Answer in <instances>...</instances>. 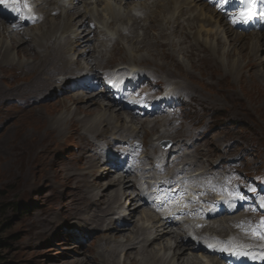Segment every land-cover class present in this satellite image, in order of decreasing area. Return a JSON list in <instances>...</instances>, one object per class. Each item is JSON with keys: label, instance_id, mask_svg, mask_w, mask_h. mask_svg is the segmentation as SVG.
<instances>
[{"label": "rangeland", "instance_id": "1", "mask_svg": "<svg viewBox=\"0 0 264 264\" xmlns=\"http://www.w3.org/2000/svg\"><path fill=\"white\" fill-rule=\"evenodd\" d=\"M83 1H85L83 6L78 8L82 11L85 9L86 2L91 0ZM154 1L142 0L131 4V6L136 5L139 8L133 12L141 15L138 17L141 24L153 25V22L150 21L154 16L152 12L154 10L165 19L166 15L171 17V14L164 11L162 6L163 3L166 6L169 5L171 0H162L161 7L153 5ZM117 2L120 3V1ZM122 5L125 6V2H122ZM16 7L17 13L10 17L11 19L0 23V41L4 45L10 44L8 28L18 32V34L21 32L19 35L21 42H13L10 48V57L16 60L13 68H20L18 64L26 62L30 57L23 56L24 52L22 55L19 53L21 48L26 47V45L30 46L31 49L40 46L39 51L43 55L41 57L48 59L47 55L42 53V46L36 45L35 41L38 40V36L36 35L37 40H35L33 34L40 32L41 28L44 31L48 30L51 26V22H49L51 19L56 18V21L64 22L63 15L65 17L67 15L62 10L63 15L56 14L55 17L54 12H51L54 10V6L48 7V0H38V20H34L24 9V4L21 3ZM88 7L91 9L90 13H94L96 16L99 11H102L103 6L97 9L95 4H89ZM90 13L86 15L85 22H87V18L91 17ZM43 14L44 20L42 21ZM146 14H149V17ZM118 15H123V11H118ZM73 16L75 19L79 13ZM23 20L28 23L21 25ZM133 20V18L131 20L128 17L124 22L117 24L122 31L121 36L117 38V34L110 35L106 28L101 27L102 24L94 19L96 26L105 33V44L108 47L105 50L103 45L94 46L95 54L106 59L111 54V46L117 41L125 50L123 53H116L114 57L110 58L107 61L108 65L101 60H94V65L102 64V69L93 66L88 80H80V83H83L81 87L86 90L85 92H88L80 91L81 93L84 92L86 98L74 96L79 93L77 88L70 90L68 95L62 96L59 95V89L56 88L48 91L46 95H44L45 92L43 95H36L29 99L9 95V98L0 104V264H60L61 262L63 264H83L80 261L83 259L88 262L87 264H94L95 262L91 259L92 254H97L96 250L99 251L98 258L103 254L100 249V237L104 234L97 236L96 239H90V234L83 231V229L88 230V228L76 221L91 223L101 229L107 228L98 225L93 221L94 219L88 216H76L82 213L80 209L84 205L82 194L74 182L67 179L65 174L68 162L79 161L78 152L80 150L74 144V135L81 125L82 127H89V124L93 126L98 124L97 128L106 129V134L100 135L97 139L94 137V133L90 134L89 140L92 139L97 150L106 144L109 153L117 145L125 148L138 140L144 147L148 161L155 162V153L152 151L153 143L158 148L159 146L164 148L168 140H170L171 145L174 144L173 139L179 137L185 143H193L192 152H197V157L186 156L187 161L197 158L208 161L213 159L210 161L213 163L220 159L217 162L220 166L227 161L239 160L243 162L244 159L252 162L255 168H250L256 169V171L264 167V60L260 59L264 55L262 47L253 49L255 52L246 57L244 53L247 52V49L239 51L238 47L232 43L231 37L229 36L230 39L227 38L226 31L229 28L226 25L209 34L207 30L213 28L215 23L204 24V30L199 28L192 30L189 28L190 24L198 23L200 25L202 23L195 20L187 22L185 26H173V22L169 23L170 26H164L165 22H162L157 23L150 30L145 27L139 28L138 41L136 42L138 49L136 50L133 45H130L127 37L133 34L130 32ZM117 26L113 28L116 30ZM162 27L166 28V35L162 39L167 44L164 47H159L155 45L154 41L158 35V30ZM235 31L245 36L243 42H248L251 38L254 44L257 43V40L264 43L261 37L253 32L244 33L236 29ZM59 32L60 30L56 31L52 35V39L60 34ZM24 40L27 42L22 43ZM66 47L69 46L66 45ZM132 47L133 50H130ZM161 48L170 52V55H175L176 63L182 64L185 71L179 72L177 68L181 71V66L178 67L175 62H165L164 58L159 57L157 53L160 52L158 50ZM81 50L70 49L69 54L72 59L75 56L81 57L80 59L84 63V59H86L84 58L85 49ZM6 52V49L0 52V66L9 61L8 54L5 55ZM199 53L207 54L210 63L209 61L203 62L198 57ZM55 58L58 60L59 56L56 55ZM45 61L49 63L51 60ZM122 66L127 67L126 72L122 75L125 79L133 75L138 69L147 72L146 79L136 84L138 99L143 97L144 93H150L161 98L165 92L176 89L187 92L195 99V103L190 108L185 107L186 115L172 114L171 112L170 118L154 116L148 118L147 122H144V118H140L136 123L128 121L131 118L128 114L125 116L122 114L118 118L116 116L115 119H118L116 122L111 120V116L103 117L100 115L95 118L99 115V104L88 103L87 101L89 96L94 97L96 93L92 88L94 79L100 76L101 80L112 81L113 85H116L119 82L117 76H121L116 67ZM26 67L29 70L16 69L10 73L4 72V74L0 72V83L11 89L12 85L29 80L33 76L31 71L33 69L29 65ZM237 67L240 73H236V75L232 69ZM110 68L112 70L111 75L106 73ZM242 69L246 74L242 73ZM74 70L78 75L77 65L74 66ZM86 73L83 67V74ZM76 74L74 75L76 76ZM220 74L225 77L220 79ZM59 88L64 89L65 87L60 86ZM0 101L2 100L0 99ZM107 101H113V98L107 96ZM67 105H69L70 110L66 109ZM87 107L92 113L86 111L83 113L81 111L79 114L74 113V109L85 110ZM102 121L104 123L101 124ZM72 122L74 123L72 124ZM155 123L158 131H155L153 127L151 128ZM166 125L167 128H165ZM121 126L122 128H120ZM123 139L129 140V142L122 146L118 143ZM99 140H102V145ZM70 142L71 148L70 145H67ZM186 150L189 152L191 149L186 148ZM29 152L32 155L28 154ZM160 152L161 150L158 153L160 154ZM218 152L220 155L217 154ZM221 166L222 168L216 172L229 170L228 166L223 164ZM98 171V175L95 174L96 180L104 185L106 191H112L111 196L123 190L121 187H116L115 181L108 177L105 169ZM91 192L94 193L95 191L92 190ZM131 192H134L133 187ZM257 194L263 195L261 190H258ZM131 203L133 204L134 201ZM22 204H30V209L21 208ZM132 204L127 203L128 209L131 211ZM113 206L115 207V203ZM91 207H95L94 204H91ZM244 208L243 215L262 217L264 198L259 201L253 198L246 203ZM147 211L149 212V209L144 205L134 216L131 214L130 219L128 217L127 220H132L131 223L126 225L125 229L120 230L117 239L125 241V238L133 237L136 226H151L149 222L143 224ZM125 213L127 210L115 209L111 219L118 221ZM54 216H56V224L51 219ZM218 220L220 222V219ZM121 223L119 221V224ZM255 224L262 223H256L251 218L242 219L238 226L233 229V235L236 236L233 239L242 242V236L249 234L248 231ZM226 228L229 229L230 226L224 227L223 233H226ZM172 243H174L172 236H165L153 247L159 256L161 254L165 260H171L169 255H171L172 249L165 250L163 246L167 244L170 247ZM134 253L135 251L132 250L131 255H135ZM164 254H167L166 257ZM192 255L198 256V261L196 260L198 264H205L210 261L207 259L209 256L207 254L193 252ZM118 256H121L120 259L118 258L119 264H123L129 255L125 256L121 251ZM167 256L169 257L167 258ZM150 257L152 256H147L144 259L145 264L150 263L148 262ZM134 260L131 261L134 262Z\"/></svg>", "mask_w": 264, "mask_h": 264}, {"label": "bare ground", "instance_id": "2", "mask_svg": "<svg viewBox=\"0 0 264 264\" xmlns=\"http://www.w3.org/2000/svg\"><path fill=\"white\" fill-rule=\"evenodd\" d=\"M112 1L113 0H105V1L104 0H96L95 1V5H96L97 9L100 6H103L102 11H99L97 13L96 19L101 20L100 22H102L105 27H111V26H113L119 22L120 23L124 22L125 19H127V17H130L133 15V12L130 11V9H131L130 6H123L121 2L118 3V2H112ZM129 1L130 0H126V3H128ZM184 1L185 0H171L169 5H167V6L164 3L162 4L164 11H167L170 14H172V16L170 18H167L165 16L166 17V19H165L163 16L158 14L155 10L152 11L154 16L150 21V22H153V25H151V26L148 24H141L136 19L133 20L132 25H131V30H130V32L133 34L130 36H127L129 39L130 45H133V47L136 50L138 49V46H136L137 45L136 42L138 41L137 37L139 35V34H137L138 28L145 27V28H148L150 30L157 23L160 24L162 22H165L164 26H170L169 23H171V22H173V25H179L182 23L183 19H193V20L201 21L202 25L201 24L198 25V23H196V24L193 23V24H190L191 26H189V28H192V30H195L197 28L204 30V24H208L211 21L215 20L216 25L213 28H211V29L209 28L207 30V32H209V34L214 32L216 29L222 28L221 26L225 27V23L222 19H216V16L220 15V14L216 13L212 8H210L208 6L207 2L202 1V0H198L197 6H196L197 14L191 15L190 10L193 8V6H192V4H190L188 2H184ZM161 2L162 1H156L154 3V5H159V7H161V5H160ZM89 4H94V2L86 3L85 9H84V11H82V10L78 9V7L81 8L83 6V0H64L62 10L66 11V9H68V7L72 8L71 10L68 9L66 11L67 17L63 16L64 22L61 23L60 21H56V18L51 19L49 21V22H51V26L49 27L48 30L44 31L41 28L40 32H35L34 33L35 35L33 34V37L35 40H37L36 35L38 36V40L35 41L36 45L42 46V49H41L43 51L42 53H44V55H47L48 59L51 60L49 63H46V61H45V60L49 61L48 59L41 57L43 55H41V53L39 51L40 46L39 47L36 46V48L32 47V49H31L30 46L28 47L26 45V47L21 48L19 53H20V55H22V53L24 52L23 56H26V57L30 56L29 60H26V62H24V63H22V62H20V64L17 63L20 68H13V64L16 63V60L12 59L13 57L12 58L10 57V54H11L10 48L13 45V42H15V41H17V43L21 42V40H20L21 38L19 36L21 34V32L18 34V32L13 31L12 29L10 30V28H8L9 32H10L9 36H10L11 41H10V44L7 43L8 45H6V44L4 45L0 41V52L3 51L4 49H6L7 52L5 53V55L8 54V57H9L8 60L9 61H6V63L4 65L0 66V72H3V74H4V72L10 73L12 70H16V69L29 70V68L27 69V67H26L29 65V66H31V69H33V70L30 69L33 73V76H32V78H30L27 81H22V82L15 84V85H12L13 87L11 89L3 86L0 83V99L2 100V101H0V104H2L4 102V100L8 99L9 95L10 96H20V97H24L25 99H29L30 97H34L36 95H43L45 92L46 93L44 95H46L47 92L50 91L51 89L55 90L56 88H58L59 89L58 90L59 95L62 96V95H68L67 93H69L70 90L76 89L79 86L83 85V83H80V79L75 77V75L73 73L75 65H77V67L80 69L83 66L77 60L71 58V56L69 55L70 49L71 50L73 49L76 51H78V50L82 51L81 49H85L87 51L85 53L86 55L84 56V58H86V60H87L86 64L88 66L90 65L91 67H93V66L100 67V69L102 68L101 67L102 64H98V65L95 64L94 65V63H93L94 60H96V59L101 60L108 65L107 61L110 58L114 57V55H116V53L118 54L119 52L120 53L124 52V50H125L124 47L118 41L115 42L111 46V49H112L111 56L107 59H103L99 55H96L95 50L91 49L92 43L95 46L103 45L106 48L105 50H107L108 47L105 44V41H106L104 39L105 33L101 29H99L97 26L93 27V29H92L90 24L85 22V17L87 15V11L89 10L88 12H91L90 11L91 9L88 7ZM171 9H174V12H171ZM118 11H123V15H118ZM164 11H162V12H164ZM77 13H79V16H77L74 19L73 15H75ZM58 14H61L60 16L63 15L62 12L58 13ZM147 15H148L147 17H149V14H147ZM6 19H7V17H5L4 15H2L0 13V23L5 21ZM43 25H45V24H43ZM74 27H77L79 30L74 28ZM89 29H91V30H89ZM59 30H60V32H59L60 34L56 35L55 38L52 39V35L54 33H56V31L58 32ZM106 30L108 31V33L110 35H113V33L116 34L111 29L108 30V28H106ZM117 33L119 36H121L122 31L117 30ZM226 34L228 35L227 38L230 39V37H231L232 43H234L235 47H238L239 51H244L245 48L247 49V52L244 53V56H246V57L250 56L252 53L255 52V51H253V49L255 50V49H259L260 47H262V49L264 50V43L263 42L261 43L260 41L258 42V40H257L256 41L257 43L254 44L251 38H250V40H248V42H243L245 39L244 38L245 36L242 33H237L235 30L227 29ZM165 35H166V28L165 27H162L161 29L158 30V35H156V39L154 41L156 46L164 47V45L167 44V42L162 39ZM261 40H262V38H261ZM24 42H27V41L24 40L22 43H24ZM134 44H135V46H134ZM66 45H68L69 47H66ZM133 47L130 50H133ZM232 47H233V45H232ZM27 51H29V52H27ZM158 51H160V52L157 54L159 55V57L161 56L162 58H164L163 60H165V62H175V65H177L178 67L181 66V71L179 68H177V70L179 72L185 71L182 68V66H183L182 64L176 63L177 58L175 57V55H170L171 53L168 52L164 48H161ZM228 54H230V53H228ZM239 54H240V52H239ZM56 55L59 56L58 60H56V58H55ZM198 57H200V59H202L203 62L209 61V63H210V60H209V57L207 56V54L199 53ZM213 57H214V55H213ZM237 58H239V57H237ZM260 59L263 61L264 55L261 56ZM223 69H225V68H223ZM125 70L126 69L124 67L120 68V71L122 73H124ZM233 70L235 71V74L240 73L238 71L239 70L238 67L233 68L232 72H233ZM179 72H178V74H179ZM242 73L246 74L244 72V70L242 71ZM89 75L91 76L90 71L87 73V76H89ZM145 75H146V72L144 70H139V71L135 72L129 78V80L126 81V85H131V84H135V83L137 84L139 82L144 81L146 78ZM223 77H225V76L223 74H220V79H223ZM56 82H57V84H56ZM100 83H101V80L97 79L95 81L94 85L98 86ZM60 86H64L65 88L64 89L59 88ZM85 93H88V92H85ZM69 96H66V97H69ZM74 96L78 97V98L81 97L82 99H83V96L86 98V96L84 95V92L81 93L80 91H79V93H76ZM103 100H104V95L103 94L98 95V93H95L94 97L89 96V98H87L88 103H98L99 104V112H98L99 115L97 114L98 116H95V118L96 117L98 118L100 115H103V117L104 116H109V117L111 116V120H115V122H116V120H118V119H115L116 116L118 118L122 114H128L131 117L132 121L136 122L138 120V117L136 116L137 111H135V110L129 111V109L125 105L119 106V105L114 104L112 102L105 103V102H103ZM66 109L70 110L69 105L66 106ZM81 111H82V113H83V111L92 113V111H89L88 107L85 108V110L84 109H78V108L74 109L75 114H79V112H81ZM92 116H94V115H92ZM91 118H93V117H91ZM101 118H102V116H101ZM89 119H90V117H89ZM90 121H91V119H90ZM106 121H109V120H106ZM125 122H126V120H125ZM73 123L74 122H72V124ZM96 123H98V122L96 121ZM102 123H104V122L102 121L101 124ZM105 123L107 125V122H105ZM97 125L93 126V125L89 124V127L88 126L82 127V125H81L75 131V135H74V142L75 143L74 144L80 150L78 152V154H79L78 160L79 161L78 162H68L67 166H66V171H65L67 179H69L70 181H73L76 188L82 194V200H83V204H84L83 207L80 208L82 213L79 215H76V216L77 217L88 216V217L94 219L93 221H95L98 225L104 226L107 228V229H101L100 227L95 226L91 223L87 224L84 221H76L78 223L85 225L88 228V231L90 232L91 238L96 239L97 236L104 234L100 237V239H101L100 240V242H101L100 249H101V252H103V254L100 255L99 258L97 257V254L99 253L98 250H96L97 254H94V255L92 254L91 259H93V262H95L94 264H119V259L122 255L121 256H118V255L121 251L124 253L125 256L129 255L128 257L125 258V260L123 261L124 262L123 264H145L144 259L147 256H152L149 258V261H148V262H150L149 264H198L197 263L198 256H196V257L193 256L192 255L193 251H195L197 254H203V253L209 254L207 259L210 261H208V263H205V264H228L227 260L224 259L225 254H224V251L222 249H224L225 246H231L232 245V243L229 240H225L224 238H213V237H207L206 239H202L203 235L198 231L196 234L197 239H194V240H196L194 243L186 235H180L176 230H174V225H178V226L182 227L181 221L176 222L173 218H171V219L169 218L168 220L167 219H161V217L156 218L153 215V213H151L150 211L145 212L146 218H145V220L143 219L144 220L143 224L148 223V222L150 224H153L154 230H151V228L149 226H145V225L136 226V224H135V226H136V228L134 229L135 232H133L134 230L132 231L134 236L131 234L133 237L127 238V239L125 238V241L122 239L121 240L117 239V237L119 236L118 234L120 233V230L125 229L126 225L131 223L132 220L127 221L128 217L130 219L131 214H133V216H134L136 214V212L138 210H140L141 205H139V204L137 205L136 201H135L137 198H139V195H137V194L133 195L129 191V188L133 186V183L130 182V180L128 179L127 176L116 178V179H111V180L115 181L117 188L121 187L123 189L120 193L113 194L112 196H111L112 191L111 192L106 191V188L104 187V185L99 183L96 180L95 174L98 175L99 169H105L107 171L108 175L110 174V172L112 170L109 168V166H106V165L104 166V164H106V162L108 160V155L103 151L102 148L97 150V147L94 145L92 139L89 140L90 134L94 133L95 134L94 137L96 139L98 137H100V135L106 134L105 133L106 129H104V128L100 129V127L97 128L98 127ZM109 127H112V126H109ZM118 128H119V126H118ZM120 128H122V126ZM115 129L117 130V127H115ZM112 130H113V128H112ZM101 141H100V143H101ZM101 145H102V143H101ZM114 149H116V148H114ZM152 150L156 153L155 162H161L162 163L163 160L161 157H159V154H158L159 149L155 145H152ZM28 154L32 155L31 152H29ZM119 157L121 158L122 156L120 155ZM29 162H31V159H29ZM159 169H162V167H160ZM184 169L185 168H183L182 170H184ZM92 190L95 192L92 193L91 192ZM132 201H134L133 204L131 203ZM226 202H227V204L230 205V210H231L230 213H232L231 217L234 218V215L237 212V210L235 209V203L240 202V201H239V199H235V200L228 199ZM114 203H115V207L113 206ZM127 203L133 205L131 207L132 211H129L128 214L125 213L124 215H122L118 221L117 220L114 221L113 219H111L112 214L115 212V209L117 210V209L121 208V209L127 210L128 209ZM91 204H94L95 207H91ZM133 207H134V209H133ZM218 210H220V205L218 206ZM178 213L179 212H175L173 215H176ZM214 213L215 212H213L212 215ZM237 213H239V211ZM213 216H214V219H216V218H220L221 220L225 219V216H223V214L219 215L216 213V215H213ZM55 217L56 216L52 217L51 219L56 224ZM231 217L228 221L232 220ZM119 221H121L122 223L119 224ZM204 227H207V226H204ZM249 231H252V234L249 233V234H245L242 236V237H244V239L246 241H249V243H252L249 251L250 250L252 251L255 249L258 251L257 252L253 251L254 256H256V255L257 256L259 255V257L264 256V239H262L259 236V238H261V243L256 242V241H258L257 236L260 235L259 234L260 229L258 227H254L253 229H251ZM218 233L220 234V231ZM165 236H170V237L172 236V238H173L174 243H172V245L170 247L167 244H165L163 246V248L165 250L172 249L171 255L168 254L171 257V260H165L164 257L161 256V254L159 256L158 253H156L157 251H156L155 247H153L159 240L165 238ZM214 242L216 244H214ZM209 245H213V246L210 247ZM132 250L135 251V253H134L135 255H131ZM166 255L164 254L165 257H166ZM190 255H192V257H190ZM169 256H167V258ZM132 259H135L134 262L131 261ZM80 261L83 264L88 263L84 259L80 260ZM60 264H63V263L61 262Z\"/></svg>", "mask_w": 264, "mask_h": 264}, {"label": "snow or ice", "instance_id": "3", "mask_svg": "<svg viewBox=\"0 0 264 264\" xmlns=\"http://www.w3.org/2000/svg\"><path fill=\"white\" fill-rule=\"evenodd\" d=\"M6 0H0V4L5 3ZM225 3H227V0H224ZM260 0H240L241 8L239 13H237L235 16H233V22H241L246 23L250 20H252L256 15H258V4ZM262 226H264V223H262ZM261 238L264 239V234L261 235ZM212 247L213 245H209ZM223 251H228L227 248L222 249ZM262 259H264V256H261Z\"/></svg>", "mask_w": 264, "mask_h": 264}, {"label": "clouds", "instance_id": "4", "mask_svg": "<svg viewBox=\"0 0 264 264\" xmlns=\"http://www.w3.org/2000/svg\"><path fill=\"white\" fill-rule=\"evenodd\" d=\"M205 2H206V1H205ZM215 12L218 13V14H220V15H217L216 17H217V18L219 17L218 19H222V20L224 21V23H225V25H226L227 28L235 30L234 28H231V27L228 25L227 21L221 17L222 15H221L220 12H218V11H215ZM215 25H216V24H215ZM215 25H214V26H215ZM241 32H243V31H241ZM260 36H261L262 40L264 41V30H263V31H260ZM80 58H81V57H80ZM80 58L77 57V61H78V62H81L82 59H80ZM84 60H85V63H87V60H86V59H84ZM86 65H87V64H86ZM86 65H85V66H86ZM89 66H90V65H89ZM90 67H91V66H90ZM91 69H92V67H91ZM91 71H92V70H91ZM91 71H90V72H91ZM81 91H84V92H85L86 90L83 89V90H81ZM68 144H69V145H72L71 142L68 143ZM29 205H30V204H29ZM22 206H24V205L22 204ZM22 206H21V208H24V207H22ZM141 208H142V207H141Z\"/></svg>", "mask_w": 264, "mask_h": 264}, {"label": "trees", "instance_id": "5", "mask_svg": "<svg viewBox=\"0 0 264 264\" xmlns=\"http://www.w3.org/2000/svg\"><path fill=\"white\" fill-rule=\"evenodd\" d=\"M27 207V206H26Z\"/></svg>", "mask_w": 264, "mask_h": 264}]
</instances>
